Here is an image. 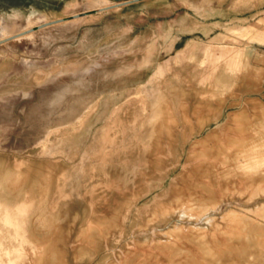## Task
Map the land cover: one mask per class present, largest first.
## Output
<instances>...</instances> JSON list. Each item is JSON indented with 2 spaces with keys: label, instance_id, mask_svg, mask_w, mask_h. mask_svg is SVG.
Wrapping results in <instances>:
<instances>
[{
  "label": "rangeland",
  "instance_id": "rangeland-1",
  "mask_svg": "<svg viewBox=\"0 0 264 264\" xmlns=\"http://www.w3.org/2000/svg\"><path fill=\"white\" fill-rule=\"evenodd\" d=\"M263 39L264 0H0V264H264Z\"/></svg>",
  "mask_w": 264,
  "mask_h": 264
},
{
  "label": "bare ground",
  "instance_id": "bare-ground-1",
  "mask_svg": "<svg viewBox=\"0 0 264 264\" xmlns=\"http://www.w3.org/2000/svg\"><path fill=\"white\" fill-rule=\"evenodd\" d=\"M255 40H256V39H255ZM263 40H264V39H263ZM261 42H262V41H261ZM263 43H264V42H263ZM146 101H147V100H146ZM166 101H167V100H166ZM141 102H142V101H141ZM160 103H161V102H160ZM162 103H163V102H162ZM155 104H156V103H155ZM153 105H154V104H153ZM141 106H142V105H141ZM157 106H158V103H157ZM163 107H164V106H163ZM165 107H166V106H165ZM141 108H142L143 110H145L144 107H141ZM154 108H155V107H154ZM142 109H141V110H142ZM163 109H164V108H163ZM167 110H168V109H167ZM169 110H170V109H169ZM207 110H209V108H208ZM145 112H146V111H145ZM148 112H149V111H148ZM152 112H153V110H152ZM158 113H159V112H158ZM159 114H160V113H159ZM183 114H184V112H183ZM151 115H152V114H151ZM160 115H161V114H160ZM163 115H164V114H163ZM146 116H147V115H146ZM161 116H162V115H161ZM184 116H186V115H184ZM158 117H159V115H158ZM148 118H150V117L148 116ZM159 118H160V117H159ZM161 118H162V117H161ZM161 118H160V119H161ZM168 118H169V116H168ZM164 119H165V118H164ZM144 120H145V119H144ZM144 120H143V121H144ZM147 120H148V119H147ZM167 120H168V119H167ZM167 120H166V121H167ZM148 121H149V120H148ZM158 121H159V120H158ZM166 121H165V122H166ZM136 122H137V121H136ZM143 123H144V122H142V125H143ZM147 123H148V122H147ZM166 123H169V122H166ZM163 125H164V123H163ZM165 127H166V126H165ZM170 128H171V127H170ZM168 130H169V129H168ZM105 135H106V134H105ZM168 136H169V135H168ZM243 156H244V154H243ZM244 157H245V156H244ZM239 158H240V156H239ZM240 160H241V159H240Z\"/></svg>",
  "mask_w": 264,
  "mask_h": 264
}]
</instances>
